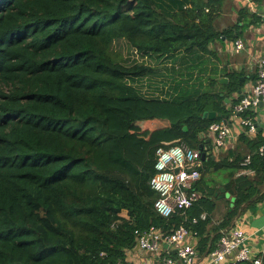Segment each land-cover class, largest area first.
<instances>
[{
    "label": "trees",
    "instance_id": "obj_1",
    "mask_svg": "<svg viewBox=\"0 0 264 264\" xmlns=\"http://www.w3.org/2000/svg\"><path fill=\"white\" fill-rule=\"evenodd\" d=\"M222 2L0 0V264L126 262L137 248L135 231L150 226L173 232L185 225L202 256L220 229L263 200L259 131L241 136L245 153L213 150L201 159V197L186 215L157 214L149 185L157 149L177 141L205 146L210 125L227 113L226 95L214 91V79L204 86L191 77V92L176 93L172 79L164 96H148L136 82L157 70L148 61L123 63L112 50L125 40L157 63L210 55L226 34L214 25ZM242 75L227 73L222 90L236 93ZM214 111L213 120L203 116ZM243 116L255 120L254 112ZM244 168L252 174L238 175ZM219 172L225 181L213 188L208 178ZM220 199L228 200L226 211L210 232ZM202 212L207 220L191 224Z\"/></svg>",
    "mask_w": 264,
    "mask_h": 264
},
{
    "label": "built area",
    "instance_id": "obj_2",
    "mask_svg": "<svg viewBox=\"0 0 264 264\" xmlns=\"http://www.w3.org/2000/svg\"><path fill=\"white\" fill-rule=\"evenodd\" d=\"M244 44L236 40L234 50L241 51ZM264 105V58L257 65L256 77L253 86L242 96L232 110L240 116V125L245 128V133L252 135L257 131L255 120L250 116H243L247 112H254L260 104ZM231 134L230 127L223 122L212 123L207 131V137L213 145V150L218 153L225 147ZM156 151L155 174L149 181L150 188L157 194L154 210L163 218H170L173 214L186 215L187 211L200 199V193L195 189L200 180L202 166L201 152L199 149L189 147L183 141L166 144ZM259 154H264V142L258 148ZM250 163L247 155L241 165ZM239 174L251 175L252 171L244 168ZM206 212L191 219V224L205 221ZM136 246L144 253L154 256V259L143 262H119L117 264H222L223 262L262 264V257L252 255L248 246L246 232L230 225L219 230V238L211 250L200 256L197 245V235L185 225H180L173 232L150 226L145 230H136ZM164 248L170 255L163 257Z\"/></svg>",
    "mask_w": 264,
    "mask_h": 264
},
{
    "label": "crops",
    "instance_id": "obj_3",
    "mask_svg": "<svg viewBox=\"0 0 264 264\" xmlns=\"http://www.w3.org/2000/svg\"><path fill=\"white\" fill-rule=\"evenodd\" d=\"M218 15L214 22L215 28L222 33L225 31L226 34H222L219 39H216L210 45L212 53L204 57H208V59L214 61V81L218 82V85L214 87V91H222L221 96L226 95L224 97V105L227 113L221 115V122L226 123L230 127L231 134L226 141L225 147L219 153L228 149L235 151L241 150V152L245 153L247 152V144L241 136L244 134V136L252 138L256 133L252 135L245 133V128L239 123L240 116L232 108L236 103L235 101L253 86L257 65L264 58V0H223ZM236 40H241L244 44V48L239 52L234 50ZM177 57L175 56V58ZM172 59L174 58L164 59L158 64L161 71L157 70L147 78L136 82L137 86L145 85L141 89H143L146 95L153 97L157 95L164 96L162 92L166 91L167 88H163V86L168 83L170 84L172 79H175V85H178L176 93L183 90L187 78L181 77L179 73L171 76L172 74L166 69V65L171 64L172 67L174 64L181 65V62L173 63ZM153 63H155L152 64L154 67L157 61L154 60ZM212 69V64L209 61L206 73L201 76L203 81L207 80L204 82V86L211 79ZM231 72L244 73V76H240V80L244 82V85L236 93L228 94L227 90H222L221 86L228 83L229 78L226 74ZM199 74L201 75L199 71H196L193 78L197 80ZM223 79H226L227 82H223ZM165 95H168V93ZM254 115L257 125L256 132L260 131L264 135V105L259 106L254 111ZM226 207L227 203L225 201L222 199L217 201V209L212 215L211 222L207 226L210 232L220 222L222 215L226 211ZM122 214L124 216L126 215L125 212ZM234 225L247 233L248 246L252 251V255L263 257L264 198L262 201L242 210L234 220ZM161 254L165 257L169 256L170 252L167 248H164ZM127 259L131 262H143L154 259V256L141 252L136 248L128 253Z\"/></svg>",
    "mask_w": 264,
    "mask_h": 264
},
{
    "label": "rangeland",
    "instance_id": "obj_4",
    "mask_svg": "<svg viewBox=\"0 0 264 264\" xmlns=\"http://www.w3.org/2000/svg\"><path fill=\"white\" fill-rule=\"evenodd\" d=\"M112 50H113L115 56L117 58L122 57L123 58V60H122L123 63H126V64H130V63L137 62V61H144V62L148 61L151 65L155 64V63H153L154 61L148 60V59H145V58L143 59V57L135 54V52H133L129 48V46H128V44H127V42L125 40H117V41H115L113 43V45H112ZM209 61L212 64V68H213L210 78L214 79V63H213L214 61L212 59H208V57H200L196 53H194L192 55H188V56H186L183 59H178L175 62L173 61V63L181 62V65L179 67H177L178 65L176 66L174 64L173 67L170 68L169 71H170V74L174 75L175 73H179V75L181 77H186L188 79V81L187 80L186 81L189 82V83L183 89H186L187 91L191 92V91H193L195 89L196 86L190 83V81H192L190 78L194 76L196 71H199L202 75L204 73H206ZM159 63H156V66H154V69L161 71V69L158 67ZM159 66H161V65H159ZM198 77H200V80L203 81L202 78H201V75H198ZM206 81L207 80L203 81V83L206 82ZM143 87H145V85H143ZM204 89L207 91L206 88H202L201 91H205ZM217 155H219V153H217ZM209 177L210 178H208V179L210 181L211 187L215 188V187L220 186L225 181L226 174L224 175L222 172L211 173ZM226 200L223 199V201H225V203H227V201H228V200L227 201Z\"/></svg>",
    "mask_w": 264,
    "mask_h": 264
},
{
    "label": "water",
    "instance_id": "obj_5",
    "mask_svg": "<svg viewBox=\"0 0 264 264\" xmlns=\"http://www.w3.org/2000/svg\"><path fill=\"white\" fill-rule=\"evenodd\" d=\"M222 81L223 82H227L226 79H223ZM260 106H263V104L261 103ZM203 116L204 117H209L210 119L213 120L215 118V116H216V113L215 112H207V113H204ZM205 144H206L205 146H203V145L199 146V151L201 152V159L202 160L205 158L206 155H210L213 152V149H212L213 145H212V143H211V141L209 139H207L205 141Z\"/></svg>",
    "mask_w": 264,
    "mask_h": 264
}]
</instances>
